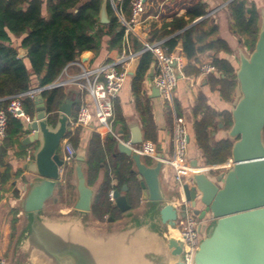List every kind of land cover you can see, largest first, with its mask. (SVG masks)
I'll return each mask as SVG.
<instances>
[{"label": "water", "instance_id": "water-1", "mask_svg": "<svg viewBox=\"0 0 264 264\" xmlns=\"http://www.w3.org/2000/svg\"><path fill=\"white\" fill-rule=\"evenodd\" d=\"M108 6L109 0H103L101 24L110 23ZM24 55L27 51H20L19 56ZM138 66L139 59L129 70L130 76L136 75ZM175 72L181 79L176 67ZM148 77H154L153 69ZM236 78L240 97L231 110L232 126L227 132L233 142V166L216 180L206 173L196 174L194 186L184 187L186 201L192 204L199 218L207 215L212 218L193 264H264V10L254 49L249 55L239 51ZM151 91V98L160 96L154 83ZM34 101L36 113L26 129L31 134L22 144H38L24 169L39 181L31 185L22 201L27 218L13 243L17 261L22 264H126L125 257L130 253L131 264H188L184 243L171 234L176 229L178 213L161 189L163 164L159 161L155 167L147 166L123 142H118L117 149L136 168L142 198L149 204L144 214L150 220L148 223L137 222L133 228H123L126 225L122 221L109 218L108 228L90 222L94 191L87 185L81 165L86 161L85 149H80L76 156L79 198L74 210L68 214L44 212L46 203L62 182L60 144L70 133L75 101L67 98L56 114L48 112L42 94ZM142 142L143 135L138 130L131 145ZM192 165L197 167L198 162L193 161ZM114 200L122 214L131 210L127 198L119 191H114ZM143 212L133 213L131 217L140 219ZM140 233L143 237L136 241ZM0 264H5L1 257Z\"/></svg>", "mask_w": 264, "mask_h": 264}, {"label": "trees", "instance_id": "trees-1", "mask_svg": "<svg viewBox=\"0 0 264 264\" xmlns=\"http://www.w3.org/2000/svg\"><path fill=\"white\" fill-rule=\"evenodd\" d=\"M118 9L126 20L131 18L132 0L117 1ZM230 1L228 9L233 21V31L244 40L249 51L254 49L261 25L259 11L253 6L249 8L245 1ZM103 0H0V111L7 116L5 138L0 148V156L5 157L7 149L14 147L18 137L23 133V122L8 113L10 98L28 92L38 83L41 88H47L55 83L64 68L77 60L85 52L99 54L102 49L119 51L127 46L135 53H140L139 66L132 78V92L136 109L140 114L144 127L145 140H156V127L153 121L151 107L143 92V84L153 68L154 58L151 52L144 51V45L133 35H126L125 27L108 6L110 23H100V9ZM182 7L187 11L186 17H174L173 22L165 23L159 30L152 32L151 42L164 41L168 51L174 52L178 43L183 45V52L189 60L184 69L185 76L200 75V71L192 66L198 61L197 56L212 52L232 54L228 44L217 38V26L210 22L207 16V5L202 0H185ZM179 8V9H180ZM162 19L166 17L161 15ZM202 21L187 28L195 20ZM182 31L176 35L177 32ZM19 40V44L16 42ZM18 48L27 51L26 57H20ZM212 65L215 74H210L209 84L212 89H219L226 101H232L239 88L236 69L227 59L215 57ZM220 75L221 78H216ZM49 113L56 114L65 100L71 97L67 87L46 89L42 92ZM118 99V98H117ZM114 102L113 132L117 133L120 124H124L120 112ZM73 110L76 118L79 108ZM75 103V104H76ZM25 112L32 118L35 113V102L26 99L23 102ZM168 110L171 113L170 106ZM194 116L199 121L194 122L195 137L201 149L207 166L225 163L231 158L233 142L222 140L215 142L213 132L218 128L217 120L225 118L226 128L232 126L230 113L218 114L207 104L205 96L200 95L194 108ZM80 131L77 130L71 138L73 147L79 145ZM118 141L109 134L105 141L97 133L92 134L87 147L85 165L86 181L93 188L101 172L104 178L94 194L91 216L94 221L105 223V217L119 221L122 213L109 198L111 191H119L125 196L131 209L139 206L140 186L133 170V162L117 149ZM146 165H151L150 160ZM8 181V177L3 179ZM124 187L127 191H124ZM0 191V201H1ZM18 213L12 220L11 243L17 238L19 224Z\"/></svg>", "mask_w": 264, "mask_h": 264}, {"label": "crops", "instance_id": "crops-1", "mask_svg": "<svg viewBox=\"0 0 264 264\" xmlns=\"http://www.w3.org/2000/svg\"><path fill=\"white\" fill-rule=\"evenodd\" d=\"M121 1V0H117ZM185 0H146V12L144 15V23L139 29L146 32L148 37H151L152 32L159 30L163 27L165 23H171L174 20V17L180 18L184 17L186 21L189 20L186 17L187 11L182 7L181 4ZM245 1L249 8L253 6L259 11L261 16V11L264 10V0H241ZM202 3L207 5V16L211 23L217 26V38L224 40L229 48L232 51V54L220 53L215 56L212 52H206L204 54H199L197 56L198 61L192 63V66L198 69V65L205 61L212 63L215 57L220 59H227L235 67L236 71L239 67V51L241 50L245 55H249L251 51L244 44V40L241 39L233 31V21L231 14L228 9V4L230 1L224 0H202ZM114 13V4L117 5L115 0H109ZM180 8V9H179ZM164 14L165 19L161 18V15ZM117 16V15H116ZM118 17V16H117ZM120 22L123 24L122 20L127 21L124 17L121 16V19L118 17ZM202 21V18L195 20L192 24H189L187 28L192 27L193 25ZM261 26V25H260ZM182 31L176 33L180 34ZM19 44V40H16ZM25 51L24 49L18 48V52ZM24 53V52H23ZM119 54L118 51H108L106 48L102 49L101 52L95 55L93 52L83 53L76 61H83L87 66L96 68L109 61L110 58H115ZM174 54L176 57L181 59L183 64L182 78L179 79L177 87L174 90V106L176 114L185 119L188 134H189V149H188V158L191 162L193 161H202L200 163L201 167H207L204 161L203 153L198 147L195 137V128L194 122L201 119V116H198L197 119L194 116V108L197 104L198 97L203 95L207 99L208 106L217 112L220 115L225 113H230L232 108L237 103L240 97L239 88H237L234 98L232 101H226L219 91V89L213 90L209 84V77L192 74L190 76H185L184 69L189 65V60L186 58L183 52V45L181 42L178 43L175 48ZM23 57H26L24 55ZM134 64V63H133ZM131 65L130 69L132 68ZM129 69V70H130ZM199 70V69H198ZM80 68L76 65L70 66L66 73H64L59 81H68L73 79L80 73ZM132 76L129 75L122 91L120 92L117 99V106L120 112V117L124 121V124L118 126L117 133H114L117 141L131 142L134 137L137 135V131L140 130L144 138V127L141 121L140 114L136 109L135 99L132 92ZM216 78H221L220 75H216ZM150 78L147 77L143 84V92L149 100L151 107L153 121L156 127V140L149 141L157 147L159 153L163 156H168L171 153V133H172V114L168 110V104L163 102L160 97L151 98L152 91L150 87ZM67 90L71 93V100L78 101L77 90L74 87H67ZM35 102V101H34ZM77 103L74 104V108L77 109ZM36 113V105H35ZM34 113V114H35ZM29 116V115H28ZM30 117V116H29ZM232 118V114H231ZM32 118L30 117V121ZM225 118L221 117L217 120L218 128L213 132V138L215 142L227 140V132L231 128H226ZM30 121L23 122V133L18 137L14 147L7 149V154L5 157L0 156V191H1V201H0V257L3 259L5 264H8V261L5 259L7 250L11 243V233H12V220L14 213L17 212V217L19 218L17 235L23 230L22 226L26 220V215L22 208V201L27 196L31 185L39 181L37 177L30 174L28 170L24 169V164L29 163L30 161L27 158L30 156L32 158L33 152L38 147V144H31L25 146L22 144L25 137L31 134L30 131H27V123ZM222 125V127L220 126ZM97 133L100 135L103 141L109 135L106 129L99 128L97 125L94 126V130H81L80 131V142L76 148L77 152L80 149H85L87 155V147L89 141L92 137V134ZM229 140V139H228ZM3 144V141L0 140V148ZM59 153L62 159V148L60 144ZM149 158H143V162L146 164ZM151 165L149 167H155L156 162L152 159H149ZM224 164V163H223ZM79 165L78 161L73 165V170L69 180H66V177H62V182L59 183L57 189L54 192L53 197L46 203L45 213H71L74 210V206L77 203L79 198L77 185L78 180L76 177V167ZM82 165V169L86 176L85 165ZM222 165V164H221ZM218 166V165H216ZM133 170L136 173V168L133 166ZM218 172V171H207L206 174ZM137 175V173H136ZM209 176V175H208ZM219 176V175H218ZM216 176V177H218ZM8 177V181L4 182L3 179ZM211 178V176H209ZM104 178V173L99 174L98 181L96 185L92 188L94 194ZM160 183L161 189L164 195L167 197L168 201L171 202L173 190L171 188V183L169 179V168L166 165H163L162 171L160 174ZM143 191L140 188V203L139 206L131 209L129 212L122 214V218L117 221H123L124 216L127 214H133L137 211L143 210L145 207H148V202L143 198ZM123 219V220H122ZM90 220L94 223H100L93 220L90 215ZM103 224V223H100Z\"/></svg>", "mask_w": 264, "mask_h": 264}, {"label": "built area", "instance_id": "built-area-1", "mask_svg": "<svg viewBox=\"0 0 264 264\" xmlns=\"http://www.w3.org/2000/svg\"><path fill=\"white\" fill-rule=\"evenodd\" d=\"M116 15L121 19L118 4H114ZM146 12L145 0H132V14L127 21L122 20L125 27L126 35H133L143 45L144 51L151 52L154 58V77L150 78V87L152 83L159 89L160 99L170 106L172 114V133H171V153L163 156L159 153L155 144L149 141H143L140 145L132 146L131 142H123L131 147L135 153L142 158L152 159L154 162H161L163 165L172 168L174 178L171 188L175 194V198L171 200V204L177 210L178 219L176 230L179 233V239L184 243L187 249L188 264H193L196 252L202 239L205 237L207 230L212 222V218L207 215L203 219L195 216L193 207L190 202L186 201L184 187L194 186L193 177L199 173L207 171H225L227 172L232 166L233 161L229 158L224 164L218 166L194 167L188 158L189 134L186 121L183 117L176 114L174 106V90L177 87L179 79L176 76L175 67L182 76L181 70L183 64L181 59L176 57L174 52H169L165 47L164 41L151 42L148 34L139 27L144 23V15ZM119 52V51H118ZM140 58V53L132 52L127 46L119 52L117 57L110 58L99 67L92 68L87 66L83 61H74L68 64L60 77L66 73L67 69L76 65L80 68V73L73 79L68 81H59V79L47 88L35 87L38 83H34L33 87L26 93L19 94L10 98L8 113L14 118L21 121H30V117L25 112L23 102L26 99L35 100V97L46 89L60 87H74L77 90L79 100V108L76 118H73L69 125L70 133L61 142L62 148V166L60 174L62 177L68 173V169L76 162L77 150L73 147L71 138L77 130H94V126L104 128L109 134H113L114 102L122 91L127 79L129 78V69L131 65ZM201 76H209L216 73V68L209 62H201L198 65ZM7 126V116L4 111H0V140L5 138ZM31 161V157L27 158ZM109 198L114 200V191H111ZM185 214V217H181ZM108 220V217H105Z\"/></svg>", "mask_w": 264, "mask_h": 264}, {"label": "rangeland", "instance_id": "rangeland-1", "mask_svg": "<svg viewBox=\"0 0 264 264\" xmlns=\"http://www.w3.org/2000/svg\"><path fill=\"white\" fill-rule=\"evenodd\" d=\"M59 153L61 154V151H59ZM200 163H202V161L200 160L199 161V164ZM73 168V166L72 167H70L69 169H68V173L65 175V177H66V180H69L70 179V177H71V173H72V169ZM225 171H218V172H212V173H208V175L209 176H211V178L212 179H214V180H216L217 179V177L216 176H218V175H220V174H222V173H224ZM174 176H175V174H174V171H173V169L172 168H169V179H170V182H172L173 181V178H174ZM173 198H175V194H173L172 195V199ZM146 209H147V207H145L143 210H144V212H143V215H142V217L139 219L138 218V216H133V217H131V215H133V214H127L126 216H124V220L122 221L123 223H124V226L126 225V227H123V228H133L134 226H136L137 225V222H141V223H148L150 220H148V218L146 217V216H144V214L146 213ZM54 212V211H53ZM137 212H139V211H137ZM136 212V213H137ZM193 213H194V215L195 216H199V214H196L195 213V209H193ZM135 214V213H134ZM90 222H92V220L90 221ZM92 223H94V222H92ZM104 225H107V222H105V223H103ZM106 227H108L109 228V226L107 225ZM155 229V228H154ZM14 245L13 244H10V246H9V248H8V250H7V253H6V257H5V259L9 262L10 260H12V261H14V263H16V264H22L21 262H19V261H17L19 258L17 257V255L15 254V251H14V247H13Z\"/></svg>", "mask_w": 264, "mask_h": 264}, {"label": "bare ground", "instance_id": "bare-ground-1", "mask_svg": "<svg viewBox=\"0 0 264 264\" xmlns=\"http://www.w3.org/2000/svg\"><path fill=\"white\" fill-rule=\"evenodd\" d=\"M171 234H172V236L174 237V238H176V239H179V233H178V231L176 230V229H173V230H171ZM143 237V234L142 233H140V234H138L137 236H136V241H138V240H140L141 238ZM85 242V241H84ZM83 242V243H84ZM132 254H130L129 253V255L127 254L126 255V257H125V260H126V264H131V262H132ZM84 264V263H83Z\"/></svg>", "mask_w": 264, "mask_h": 264}]
</instances>
